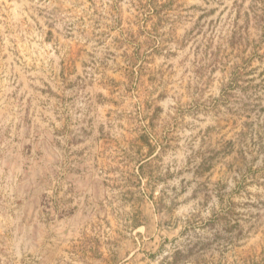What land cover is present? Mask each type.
I'll list each match as a JSON object with an SVG mask.
<instances>
[{
    "label": "rangeland",
    "instance_id": "obj_1",
    "mask_svg": "<svg viewBox=\"0 0 264 264\" xmlns=\"http://www.w3.org/2000/svg\"><path fill=\"white\" fill-rule=\"evenodd\" d=\"M0 264H264V0H0Z\"/></svg>",
    "mask_w": 264,
    "mask_h": 264
}]
</instances>
